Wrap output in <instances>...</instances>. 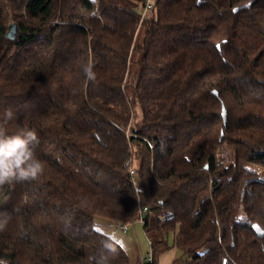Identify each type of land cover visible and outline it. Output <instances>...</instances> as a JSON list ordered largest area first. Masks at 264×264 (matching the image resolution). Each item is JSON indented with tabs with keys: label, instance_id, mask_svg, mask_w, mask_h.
<instances>
[{
	"label": "trees",
	"instance_id": "16d2710c",
	"mask_svg": "<svg viewBox=\"0 0 264 264\" xmlns=\"http://www.w3.org/2000/svg\"><path fill=\"white\" fill-rule=\"evenodd\" d=\"M148 1L0 0V117L44 164L0 186V264H131L98 217L142 220L154 264H264V0Z\"/></svg>",
	"mask_w": 264,
	"mask_h": 264
},
{
	"label": "clouds",
	"instance_id": "9594fccd",
	"mask_svg": "<svg viewBox=\"0 0 264 264\" xmlns=\"http://www.w3.org/2000/svg\"><path fill=\"white\" fill-rule=\"evenodd\" d=\"M80 64L86 79L94 82L95 65L91 61H81ZM14 116V111L9 108L0 117V186L37 181L44 171V164L36 155L40 144L38 133L34 129L20 128L14 134H8L6 125ZM10 219L9 214L0 213V230L6 227ZM118 255L116 248L106 243L98 255L90 259L93 264H111V260Z\"/></svg>",
	"mask_w": 264,
	"mask_h": 264
},
{
	"label": "rangeland",
	"instance_id": "374dc122",
	"mask_svg": "<svg viewBox=\"0 0 264 264\" xmlns=\"http://www.w3.org/2000/svg\"><path fill=\"white\" fill-rule=\"evenodd\" d=\"M140 117V115H139ZM100 222V218H96V225ZM98 226V225H97ZM99 228V227H98ZM113 238L117 240L120 244L125 246L130 251L131 260L143 261L144 258L148 257L151 253V244L147 238L143 223L138 221L136 223L129 225V231L124 233L120 228H115L113 231ZM174 256V258H180L181 252L176 250L171 251L169 256ZM178 264H187L185 261H180Z\"/></svg>",
	"mask_w": 264,
	"mask_h": 264
},
{
	"label": "crops",
	"instance_id": "0c3cea01",
	"mask_svg": "<svg viewBox=\"0 0 264 264\" xmlns=\"http://www.w3.org/2000/svg\"><path fill=\"white\" fill-rule=\"evenodd\" d=\"M99 229L105 233L108 234L109 236L113 237V231L115 228H120V223H113V222H106V221H100L98 224ZM129 231V230H128ZM123 246V245H122ZM130 258V262L131 264H142V262L138 259L136 261L131 260L130 257V251L128 248H126L125 246H123ZM173 251V250H171ZM171 251H169L168 253L164 254L160 260H159V264H173L174 261V256H169V254L171 253Z\"/></svg>",
	"mask_w": 264,
	"mask_h": 264
},
{
	"label": "water",
	"instance_id": "95a60500",
	"mask_svg": "<svg viewBox=\"0 0 264 264\" xmlns=\"http://www.w3.org/2000/svg\"><path fill=\"white\" fill-rule=\"evenodd\" d=\"M249 6L250 4H247L245 7H249ZM237 9L239 10L240 8H237ZM16 35H17V25L11 24L9 27V31L7 33V38L14 40L16 38ZM213 94L215 96L219 95L217 90H214ZM222 117H223L224 124L226 125L228 121V112H227V108L224 103H222ZM206 168H208V165H206ZM253 229L259 237L261 238L264 237V229L261 226H259L258 224H254Z\"/></svg>",
	"mask_w": 264,
	"mask_h": 264
},
{
	"label": "built area",
	"instance_id": "2783aa9c",
	"mask_svg": "<svg viewBox=\"0 0 264 264\" xmlns=\"http://www.w3.org/2000/svg\"><path fill=\"white\" fill-rule=\"evenodd\" d=\"M154 8V4H153V0H149L147 2V5L145 7H140L138 8V10L140 11V13L142 14V17H146L147 14L152 11ZM131 174L132 176L135 178L136 177V173L133 169H131ZM141 212H147V208L144 207ZM141 222H143L142 220H140ZM120 229L124 232V233H127L128 230H129V224H120ZM142 264H154V259H153V255H152V252L149 254L148 257H146Z\"/></svg>",
	"mask_w": 264,
	"mask_h": 264
}]
</instances>
